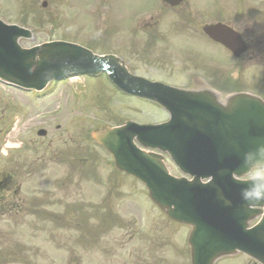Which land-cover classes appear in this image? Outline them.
Returning <instances> with one entry per match:
<instances>
[{"label":"water","instance_id":"1","mask_svg":"<svg viewBox=\"0 0 264 264\" xmlns=\"http://www.w3.org/2000/svg\"><path fill=\"white\" fill-rule=\"evenodd\" d=\"M18 35L19 32L14 27H7L0 23V78L4 80L25 87L41 88L46 81L67 72L93 73L100 69L98 65L91 67L87 64L92 62L90 58H83L64 47L54 48L49 45L32 50H21L15 44ZM34 53L39 54L41 58L39 61H33ZM72 60H80L77 62L84 63L85 66L76 68L77 65L73 64ZM105 68L106 66L102 65V69ZM122 88L131 92L129 86L128 88L122 86ZM154 90V94H148L166 106L171 113V121L159 128L130 126L123 132L119 129L112 130L103 139V143L109 146L118 161H122L124 168L146 181L153 198L159 204L173 206L170 210L173 217L194 223L196 230L208 218L211 219L212 224L215 216L222 222L230 221L226 233L227 248L238 247L264 259V242L259 243L258 230L245 231L242 224L246 218L244 215H248L250 211L248 207L260 205L259 197L261 188L264 187L260 182L255 185L254 181H239L232 176L233 174L241 175L252 165L261 164V154L264 152V130L259 137V144H253L245 137L253 131H243L231 121V112L242 113L248 107L264 108V106L258 102H256L257 105L248 104L246 98H239L231 110L224 111L215 108L207 100L201 99L191 111L188 103L174 96L176 93L174 90ZM202 110L207 114L209 125L204 123L197 127L186 128V123L195 124L199 121L198 114ZM184 112L190 115L189 122L183 120ZM134 136L144 145L168 150L175 159H177V153L168 149L167 145L183 142L181 147L185 148L184 155H187V158L179 160L181 165L197 177L211 175V182L203 186L204 188L193 187L186 192L175 194L169 182L163 181L164 170L153 159L154 157L144 155L135 149L132 144ZM115 144H120L122 148L116 147ZM141 164L147 167L142 169ZM161 181H163L162 185L159 183ZM164 187H167V192L162 193L158 190ZM201 198L207 199L211 209L206 208L203 212H196V206H199ZM196 218L197 221H195ZM206 230L208 228L205 232ZM222 232V229L218 228L217 238L206 233L209 235V247L206 249L200 244L201 233L195 235V253L212 258L221 252L225 243Z\"/></svg>","mask_w":264,"mask_h":264},{"label":"rangeland","instance_id":"2","mask_svg":"<svg viewBox=\"0 0 264 264\" xmlns=\"http://www.w3.org/2000/svg\"><path fill=\"white\" fill-rule=\"evenodd\" d=\"M52 3V0H48ZM138 4L141 5L144 2L150 1V0H137ZM10 2L13 4L10 5ZM65 2V0H64ZM0 19H2L5 22L11 23V22H18V20H21L22 14L21 9H19V0H0ZM63 17L66 16V5H63V9L60 11ZM34 16V11L30 15V17ZM36 18V17H35ZM82 17L79 18L78 21L75 20V18L67 17L66 20H73V23L66 29L62 30L63 33H67L64 38L69 40H79L86 42L87 41V35L85 31L77 30V26L82 28L83 24L80 22ZM27 26L28 28L34 29L35 26L30 23L29 20H27ZM33 26V27H29ZM76 26V29H73ZM35 31V29H34ZM61 32V33H62ZM60 30L56 31V34L60 35ZM48 37H54V35H51V33L48 31L46 34H34V37L30 39H22L20 40V44L24 47H29L34 44L40 43L43 40H46ZM205 45L209 46L215 54L217 53H223L219 48L206 44L204 41H202ZM108 43L106 41H101L99 43V46L103 47L106 46ZM259 63L252 59L251 67L252 69H256L259 67ZM229 67V66H224ZM254 78V76H253ZM74 81H79V83L66 86L67 83H71ZM68 85V84H67ZM4 86V85H3ZM0 84V117L4 115L0 119V133L5 131L6 129H9L13 127L21 115V107L19 106V102L21 105H27L26 108L23 110L24 114L21 116L20 123L18 125V131L15 134L14 140L16 144L21 145L19 149L22 150L18 155L16 151L14 150H8L7 151V157L6 158H16L17 160H20L18 163L20 167H12L5 165L6 160L3 159L5 157L3 155V146L0 145L1 154H0V173L5 171L12 174V175H18V180H22L26 185L30 183L31 180L36 177L38 179L37 184H40L38 186V190L34 193L28 192L29 196H37L43 191L50 193V198L52 197L54 190H49V185H52L54 183L55 179L58 177H63L62 174H56V172L59 170V166H57L56 159L54 162L52 160L45 159V169L37 168L32 171L31 166H24L25 164H28L27 159H25V155H32L30 158L34 160L33 162H36L39 153L40 148L43 147L46 143H53L55 144V149L58 147L56 145L58 136L57 133L60 135H64V130L62 128H59L57 131L54 130V124L56 122H64V117L68 114H72L76 117L81 118L82 120L79 122V119L76 123V127H73V134L70 135L68 138H66L64 144L65 147L68 149H75L82 152L79 153V158L83 159L85 157H89L91 159H94L95 154L104 157L103 160L105 163L101 167L98 168L100 172H107L109 170L110 161L108 159V156L100 152H96L95 150L91 149V146L89 143L85 142L86 137V129L90 125H99L101 124L98 120L100 116L101 118L109 117V115L112 116L113 119L107 120V122H104L107 125H112L119 123L120 121L126 119L129 117L128 115H133V104H144L147 106H151L147 103L142 102L141 100H133L131 98H128L126 96H123L119 92L115 90V88L112 87V85L105 79V80H91V79H84L82 76H76L72 77L69 82L64 83H58L56 85H53L52 87L48 88L46 92L40 95H34L32 93H27L26 91H20L22 95H20V92L17 90L11 91L9 88L3 87ZM61 87H63L61 89ZM67 87V88H66ZM67 91V93H66ZM252 91V90H251ZM69 95V96H66ZM4 96V97H3ZM8 106H6V104ZM71 99V100H70ZM21 100V101H20ZM58 102L63 103L65 102L67 104L66 108L62 112L61 115L58 117L56 116V111L60 108H57ZM135 105V106H140ZM61 108L64 107V105H60ZM68 107L71 108L68 111ZM75 107V111H74ZM8 109V111H7ZM7 111V112H6ZM4 112H6L4 114ZM147 112L149 113L148 116H144L143 113L139 112L137 115L139 117H147V118H163L164 114L156 111L155 109L149 107ZM119 117V118H118ZM121 117V118H120ZM118 118V119H116ZM44 127L48 135L45 139H37L32 138L30 140V145L25 146L26 138L32 137V130L35 127ZM26 135H28L26 137ZM2 135L0 134V141L2 140ZM95 149L98 148V146L93 143L92 144ZM60 148V147H59ZM91 150L90 152L87 151ZM85 156V157H84ZM95 163V161H93ZM99 162L97 163L98 166ZM39 164V166H41ZM109 165V166H108ZM174 173V167L169 163ZM97 170V171H98ZM121 179H124L128 181L130 184L126 182L120 183L118 185V188L120 186V190L122 191H128L130 188V185L134 187L133 194L136 195L138 198H140L142 201L143 207L149 206V199L147 197V192L144 188V186L136 181L135 179L128 177L126 175L121 174H114L113 180L121 181ZM30 191V188H28ZM107 190V189H106ZM113 190V188L111 189ZM23 193V188H22ZM37 194V195H36ZM20 197H24L23 194H19ZM138 201V203L140 202ZM122 203V202H121ZM136 205H134L135 207ZM125 208V207H124ZM54 208H51L52 210ZM135 211V210H134ZM90 214L98 215L103 214L106 215L111 223L122 224L124 222L123 218L118 217L115 209L110 205V200H104V202L99 206L96 207L94 210L90 209ZM137 214L136 215L137 217ZM158 216L154 213L148 212L146 215H142L136 222V224L133 226L132 229H124L120 231L119 229H112L109 231L108 234L112 233L110 235V238H108L104 235L101 241V245H107L106 248L109 249L108 253L103 254L104 257L108 258L104 259L102 262L100 259H97L99 261H92L90 262L89 259H87L86 256H84L83 251H85L82 247H77L75 244L71 248H75L73 250V254H75V262L74 264H135L137 261L141 262L144 261L147 264H187L186 259V248L184 244V238H181L179 242L174 244L173 246L180 245L178 248V255H174V251L172 249L164 251L160 250L166 243L161 241L163 239V234L167 236V238L171 241L175 238L179 237V232L182 233V231H179V229H175L173 231L167 230L165 226H158L155 227V224L153 223H147L144 220L152 221L156 219ZM33 216L26 215L25 220L28 222L26 224L29 225L31 221L33 220ZM13 221L11 218L7 217H0V250L3 251L4 247L6 249V246L8 243H11L12 250H5L4 252V259H1L0 264H8L7 261H17L16 258L19 256H22L20 254L21 252L24 253L26 256V259H24L22 262L12 263V264H65L66 261L69 259V256L64 255L60 252L55 251L52 247L44 248L43 246L48 245V240L45 239L42 241V243L35 242L40 241L43 239L45 232L42 233H34L33 230H28V234L24 233L23 227L21 226H13L10 224V222ZM99 222V221H98ZM159 224H165L166 221L163 219L158 220ZM107 225H100L99 227H105ZM47 228V227H45ZM51 229V228H47ZM143 230H148L150 234L144 235L140 233V236L138 238L130 236L131 232L133 231L136 233L142 232ZM52 231H56L55 228H52ZM59 234H56L57 236H61V238H65V236L70 232L67 230H64L62 228H58L57 230ZM56 231V232H57ZM55 232V233H56ZM25 234V235H24ZM148 236H153L155 239L154 241L149 242L151 246L154 245V249L157 251H153L151 249L150 256L145 257L144 251H146L147 247V241ZM100 235H91L89 234V245L88 248H92L96 245L97 240L99 239ZM39 243V244H38ZM44 243V244H43ZM17 248V250H16ZM160 250V251H159ZM153 251V252H152ZM142 253V254H141ZM140 254V255H139ZM145 257V258H144ZM149 258V259H148Z\"/></svg>","mask_w":264,"mask_h":264},{"label":"flooded vegetation","instance_id":"3","mask_svg":"<svg viewBox=\"0 0 264 264\" xmlns=\"http://www.w3.org/2000/svg\"><path fill=\"white\" fill-rule=\"evenodd\" d=\"M104 1L106 0H98L97 3L103 4ZM159 1L153 0L150 4L139 8L134 0H110L111 5L116 3V12L110 14L113 17L110 19L111 27L104 28L102 31L105 35L115 37L116 44L123 49L121 59L129 63L127 65L132 67V71L133 68L135 72L142 68L146 70H139L142 75L151 78L152 74H157L162 81L173 74L169 52L166 47L159 45V43L170 41L168 40L169 34L165 33L169 28L165 27L166 20L163 21L162 18L175 16L181 23L180 30L187 31L190 37L193 34L200 36L198 31L201 21L196 11L197 0H183L180 5L173 8L160 4ZM70 3L74 11L75 2L72 0ZM192 4L196 7L192 8ZM150 9L153 11L143 15ZM189 68H194V66H189Z\"/></svg>","mask_w":264,"mask_h":264},{"label":"bare ground","instance_id":"4","mask_svg":"<svg viewBox=\"0 0 264 264\" xmlns=\"http://www.w3.org/2000/svg\"><path fill=\"white\" fill-rule=\"evenodd\" d=\"M202 108H206L201 106ZM207 111V110H206ZM231 121L233 122V124H236L238 127H240L241 130L243 131H253L251 134H247L245 137L250 140L253 144H259L258 140L259 137L261 136L264 127H263V123H262V116L259 113L258 109H252V110H244V112L240 113L238 111H234L231 112ZM199 121L196 122L195 124H189L186 123L184 126L186 128H190V127H197L200 126L202 124H207L209 125L208 121V117L207 114L202 110L199 114ZM190 115L186 112H184L183 114V120L185 122H189L190 120ZM15 133L17 132V128L14 129ZM14 137V133H9L7 138L8 141H12L11 139ZM181 145H183V142H175L174 144H169L167 145L168 149H171L173 152L177 153L176 154V158L179 161L180 159L187 158V155L185 154V148H182ZM116 147L118 148H122V146L120 144H115ZM13 147L12 144L10 142L6 143V149L7 148H11ZM6 151V150H4ZM142 169H145V167H147L145 164H141ZM157 168V166H156ZM155 170V169H154ZM207 182H211V179H208ZM195 183H201V182H195ZM188 191V189H185L184 192ZM259 239V243L262 244L264 242V236H260L258 237Z\"/></svg>","mask_w":264,"mask_h":264}]
</instances>
